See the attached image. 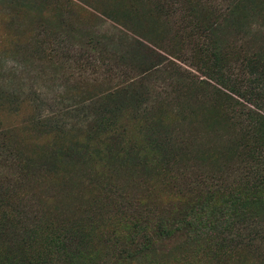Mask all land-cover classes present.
<instances>
[{
	"label": "rangeland",
	"instance_id": "rangeland-1",
	"mask_svg": "<svg viewBox=\"0 0 264 264\" xmlns=\"http://www.w3.org/2000/svg\"><path fill=\"white\" fill-rule=\"evenodd\" d=\"M259 78L264 0H0V264H264Z\"/></svg>",
	"mask_w": 264,
	"mask_h": 264
},
{
	"label": "trees",
	"instance_id": "trees-1",
	"mask_svg": "<svg viewBox=\"0 0 264 264\" xmlns=\"http://www.w3.org/2000/svg\"><path fill=\"white\" fill-rule=\"evenodd\" d=\"M251 83L253 86L252 89L254 91L264 89L263 78L255 79ZM203 84L210 86V83L208 82H204ZM247 104L249 105V107L255 110V115H257L261 121H264V110L257 107L256 105H253L252 103L247 102ZM125 112V110H120L117 114V119H115V114L113 112L109 114V116H105L104 114H102L100 122V125L103 127V131L105 132L103 136H108V139L114 140L115 143L118 144V147L121 146V149H119L117 152L118 154H126L127 152L130 153L131 151H135L136 147L135 143L132 141L133 137L132 131L130 129L131 125L125 119ZM91 142L92 144L94 143L93 141ZM87 147L89 151L90 148L89 146Z\"/></svg>",
	"mask_w": 264,
	"mask_h": 264
}]
</instances>
